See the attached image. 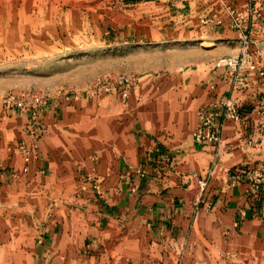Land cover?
Returning a JSON list of instances; mask_svg holds the SVG:
<instances>
[{"label":"crops","instance_id":"obj_1","mask_svg":"<svg viewBox=\"0 0 264 264\" xmlns=\"http://www.w3.org/2000/svg\"><path fill=\"white\" fill-rule=\"evenodd\" d=\"M218 34L239 54L237 31ZM207 55L178 78L139 80L127 103L55 95L34 125L0 110L1 228L34 233L33 264H264V183L249 178L264 174V80L244 70L234 88L219 48ZM222 97L240 119H222L219 145L195 142L198 111Z\"/></svg>","mask_w":264,"mask_h":264},{"label":"rangeland","instance_id":"obj_2","mask_svg":"<svg viewBox=\"0 0 264 264\" xmlns=\"http://www.w3.org/2000/svg\"><path fill=\"white\" fill-rule=\"evenodd\" d=\"M225 29L238 32L240 50L242 34L248 35L254 51V34L264 30V0H0V97L35 90L77 100L112 95L127 103L140 93L134 91L139 80L178 78L217 47L220 58L231 56V44L218 34ZM108 73L130 78L126 98L98 84ZM5 208L0 203V217ZM4 221L0 264H33L34 233L20 236L17 224L6 236ZM24 243L28 251L21 250Z\"/></svg>","mask_w":264,"mask_h":264},{"label":"built area","instance_id":"obj_3","mask_svg":"<svg viewBox=\"0 0 264 264\" xmlns=\"http://www.w3.org/2000/svg\"><path fill=\"white\" fill-rule=\"evenodd\" d=\"M249 11L246 10V18L248 20ZM242 15V14H240ZM242 17H245L242 15ZM239 23H243L239 18ZM243 39V46L237 55L226 56L220 58L216 62L217 68H226L233 78V87L237 88L244 84V79L241 76V72L247 71L248 77L251 72H257V74L264 80V60L258 55L257 51H251L248 35L241 36ZM98 84L106 86V90L115 91L120 96L126 98L129 95L131 87V80L126 75H112L110 73L105 74L102 78H99ZM53 96L51 92H41L35 90H14L0 97V107L4 111H19L29 116L30 124L34 125L39 121L42 114L46 112V109ZM200 119L199 126L193 132V138L195 142L204 144L207 142H214L217 145L221 143V125L222 119H240V110L238 101L234 98H216L210 103L203 106L198 111ZM36 133V132H34ZM38 135V134H37ZM35 141L33 143L32 152L37 151L38 143L35 134ZM37 139V140H36ZM138 175L145 177L147 175L146 170L139 169ZM212 172H209L211 175ZM249 178L254 183H264V174L252 173L249 174ZM235 180H240V177H234ZM206 180H201L200 184H206Z\"/></svg>","mask_w":264,"mask_h":264}]
</instances>
